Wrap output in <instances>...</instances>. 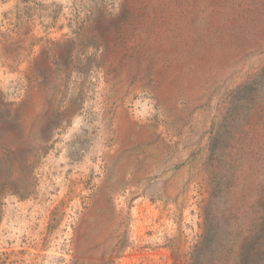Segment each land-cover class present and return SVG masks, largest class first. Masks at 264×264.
<instances>
[{"label":"rangeland","instance_id":"374dc122","mask_svg":"<svg viewBox=\"0 0 264 264\" xmlns=\"http://www.w3.org/2000/svg\"><path fill=\"white\" fill-rule=\"evenodd\" d=\"M0 264H264V0H0Z\"/></svg>","mask_w":264,"mask_h":264}]
</instances>
